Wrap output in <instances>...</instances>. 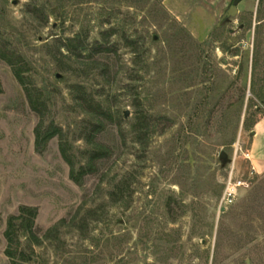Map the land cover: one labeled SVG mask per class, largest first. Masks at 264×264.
<instances>
[{
	"label": "rangeland",
	"instance_id": "1",
	"mask_svg": "<svg viewBox=\"0 0 264 264\" xmlns=\"http://www.w3.org/2000/svg\"><path fill=\"white\" fill-rule=\"evenodd\" d=\"M232 2L0 0V44L27 64L76 174L96 123L79 89L107 112L94 141L110 150L71 179L59 135L37 149L39 116L0 60V264L23 207L37 216L17 264H264V177L219 210L232 169L250 168L236 148L264 119V0L222 22ZM77 37L86 50L68 52Z\"/></svg>",
	"mask_w": 264,
	"mask_h": 264
},
{
	"label": "trees",
	"instance_id": "2",
	"mask_svg": "<svg viewBox=\"0 0 264 264\" xmlns=\"http://www.w3.org/2000/svg\"><path fill=\"white\" fill-rule=\"evenodd\" d=\"M68 52H74L78 50L85 51L84 43L79 37L69 40L65 45ZM105 51V50H104ZM102 52V50H99ZM98 52V53H99ZM0 60L7 63L12 71L17 81L23 87L27 100L29 102L30 108L39 116V124L35 130L36 133V147L40 149L44 147L49 140L53 137L59 135V146L60 152L64 161L69 165L71 170V179L75 182H80L81 177L88 174H93L97 169V162L108 157L110 150L105 146L98 144L94 141L95 136L100 134L105 130V124L103 119H108V114L104 110L102 104L97 102L93 97L89 96L85 90L79 89V96L76 98L79 107L87 114L92 115L96 119V123L92 125L90 132L87 136L89 144L92 145V150L89 154V160L84 168H81L79 174H76V164L74 156L70 153L71 148L66 140L62 131L55 127L53 124L45 127L44 119L48 112V106L44 99L42 92L32 87L31 82L26 77L25 73L28 71L27 64L23 62V59L14 52H10L6 45L0 44ZM1 93V86H0ZM37 216V210L23 207L20 209V215L17 217H12L7 226L5 233L8 247L6 250V255L13 261V264H17L15 259L20 256L25 262L28 260L26 253L18 251L20 245L19 234L25 233L34 236L33 227L35 223V218Z\"/></svg>",
	"mask_w": 264,
	"mask_h": 264
},
{
	"label": "built area",
	"instance_id": "3",
	"mask_svg": "<svg viewBox=\"0 0 264 264\" xmlns=\"http://www.w3.org/2000/svg\"><path fill=\"white\" fill-rule=\"evenodd\" d=\"M242 156L246 161H251V153L246 150L243 151L239 146L236 148V154L233 163H235L238 156ZM256 178V170L250 167L245 177H238L234 174V169L230 172L226 182L224 191L219 203V210L225 212L227 208L235 203L239 194L242 191L250 190Z\"/></svg>",
	"mask_w": 264,
	"mask_h": 264
},
{
	"label": "crops",
	"instance_id": "4",
	"mask_svg": "<svg viewBox=\"0 0 264 264\" xmlns=\"http://www.w3.org/2000/svg\"><path fill=\"white\" fill-rule=\"evenodd\" d=\"M248 151L251 153L249 167L256 170V178L264 177V119L255 123L250 132Z\"/></svg>",
	"mask_w": 264,
	"mask_h": 264
},
{
	"label": "water",
	"instance_id": "5",
	"mask_svg": "<svg viewBox=\"0 0 264 264\" xmlns=\"http://www.w3.org/2000/svg\"><path fill=\"white\" fill-rule=\"evenodd\" d=\"M243 0H233L232 5L230 6L229 10L227 11V13L225 14V16L222 19V22L225 21L226 19L230 18V17H234L237 15V6L242 2ZM126 117H128V113H126L125 115ZM221 158L223 160H226L227 157L226 155L223 153L221 155Z\"/></svg>",
	"mask_w": 264,
	"mask_h": 264
}]
</instances>
